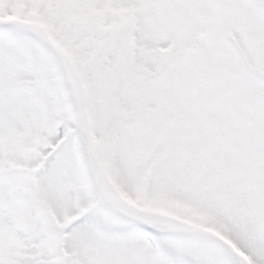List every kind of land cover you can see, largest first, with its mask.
Masks as SVG:
<instances>
[{
	"label": "snow or ice",
	"instance_id": "1",
	"mask_svg": "<svg viewBox=\"0 0 264 264\" xmlns=\"http://www.w3.org/2000/svg\"><path fill=\"white\" fill-rule=\"evenodd\" d=\"M0 264H264V0H0Z\"/></svg>",
	"mask_w": 264,
	"mask_h": 264
}]
</instances>
